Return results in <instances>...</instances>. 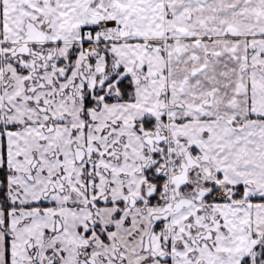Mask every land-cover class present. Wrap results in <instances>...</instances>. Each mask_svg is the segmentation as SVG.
Masks as SVG:
<instances>
[{
  "label": "snow or ice",
  "instance_id": "6c2138e0",
  "mask_svg": "<svg viewBox=\"0 0 264 264\" xmlns=\"http://www.w3.org/2000/svg\"><path fill=\"white\" fill-rule=\"evenodd\" d=\"M0 264H264V0H0Z\"/></svg>",
  "mask_w": 264,
  "mask_h": 264
}]
</instances>
